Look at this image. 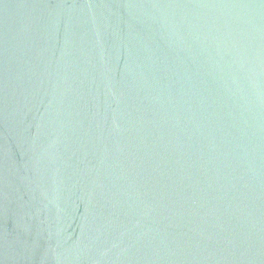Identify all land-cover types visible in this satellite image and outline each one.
<instances>
[{"label":"water","instance_id":"water-1","mask_svg":"<svg viewBox=\"0 0 264 264\" xmlns=\"http://www.w3.org/2000/svg\"><path fill=\"white\" fill-rule=\"evenodd\" d=\"M0 264H264V0H0Z\"/></svg>","mask_w":264,"mask_h":264}]
</instances>
